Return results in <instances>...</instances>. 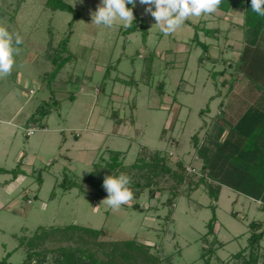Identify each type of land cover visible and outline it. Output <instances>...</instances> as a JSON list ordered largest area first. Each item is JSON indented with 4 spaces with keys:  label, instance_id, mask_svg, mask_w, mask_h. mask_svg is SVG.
<instances>
[{
    "label": "rangeland",
    "instance_id": "1",
    "mask_svg": "<svg viewBox=\"0 0 264 264\" xmlns=\"http://www.w3.org/2000/svg\"><path fill=\"white\" fill-rule=\"evenodd\" d=\"M64 1L78 17L53 11L48 0H0V26L23 41L11 74L0 79V168L16 170V177L0 174V259L13 252L9 261L24 264L28 254L39 252L42 264H91L79 249L106 261L113 243L135 240L151 246L149 255L160 264H242L234 255L247 246L249 224L264 220L261 204L209 176L207 183L221 188L218 198L206 184H197L202 160L193 138L208 147L218 137L221 114L233 103L234 92L244 89L243 80L229 92L222 84L233 79L227 65L200 62L203 50L193 42V26L184 23L165 36L139 0L133 14L148 24L146 45L139 30L128 35L120 21L111 29L92 24L100 0ZM189 19L194 25L207 20L208 29H218L214 38L200 33L212 58L237 60L245 42L244 9ZM67 38V50L61 53ZM51 100L59 106L38 123L29 122ZM109 151L124 153V167L113 173L130 177L132 193L136 182L149 186L119 209L101 203L108 196L104 177L115 176L107 174ZM155 154L165 158L157 170L132 168L138 158L153 162ZM94 170L101 193L88 182ZM182 173L183 182L175 175ZM64 179L82 183L85 191L62 190L58 185ZM174 192L179 194L170 207ZM214 218V234L209 235L207 226ZM71 225L105 233L91 238L76 232L67 240L58 232L31 242L44 228ZM215 237L222 246L208 263L203 253ZM260 249L263 264L264 240ZM117 260L115 264H126Z\"/></svg>",
    "mask_w": 264,
    "mask_h": 264
},
{
    "label": "trees",
    "instance_id": "2",
    "mask_svg": "<svg viewBox=\"0 0 264 264\" xmlns=\"http://www.w3.org/2000/svg\"><path fill=\"white\" fill-rule=\"evenodd\" d=\"M47 4L53 9V11L74 13L75 17H78L79 13L64 0H48ZM127 7L132 8V10L136 12V8L133 7V5L129 4ZM240 8L244 9V23L241 28L244 32L245 42L244 45L239 48L237 60H232L231 58L224 59L223 57V59L212 58L209 53L210 44L201 41L200 33L203 32L207 37L212 36L214 38L219 36V32L218 29H208L207 26H205L207 20H200V22L195 25L190 19L185 22L186 24L193 26L196 30L193 42L203 50L200 62L207 59L211 60L215 65L218 63L227 65L226 69H229L232 76L231 78L233 79L232 81L225 79L222 84L228 86L229 92L232 91L235 81L240 79L243 80V83L245 84V87L240 91V94H235L234 92L235 96L232 100L233 103H231V105L228 106V109L221 114L222 117L220 120L222 124L220 125V130L217 134L218 137L215 140H212L208 147H200L199 139H197L196 136L193 138L194 144L197 148L198 158L202 160V176L199 178L197 184H206L209 191L218 198L221 188H213L208 184L206 177L209 176L211 179L217 181L219 186L229 187L239 194L259 201L261 209L264 212V16H258L251 10V0H222L218 11L228 14L230 12H235ZM139 19L140 18L138 17L134 20L124 32L129 35L139 30L142 34L144 45H146L149 37L148 24L145 21L140 22ZM68 42L67 38L58 51L61 53L65 52L68 47ZM69 59L70 56H67L64 57L63 60L67 62ZM109 71L110 66H108L104 72L105 78H107ZM224 73L225 70L223 69L218 75H223ZM100 87L102 92H105L107 83L103 82ZM160 88H163L162 85L159 86L158 90ZM70 97L73 98V96ZM47 102L48 108L37 109V112L35 113L36 116L30 118L29 122L33 121L38 123L45 119L52 108H57L59 106V103L56 101L51 100L52 104H50L49 101ZM112 116H114V114H112ZM109 153L110 159L107 164V174H112L119 168L121 169L124 167V153L120 151H109ZM152 160L153 162H147L145 159L138 158L132 168L139 169L140 171H155L158 169L160 163H165V158L159 156V154H155ZM178 165L183 167L185 171L184 163L179 162ZM100 167L101 164H98V162L95 163L96 169H99ZM163 167H165V170L169 171L166 164H163ZM95 170L90 173L88 182L101 193L102 186H99L100 184L98 180H94L93 173L96 175L97 172ZM5 173H13L16 177V170L9 171L0 168V174ZM118 174L119 172L114 175L118 176ZM175 175L181 182L186 180L183 173L181 175ZM39 183H41L40 179ZM58 187L62 188L64 191L73 188L85 191L83 184L75 180L64 179ZM134 188L135 193L133 190V194L136 198H139L149 186L136 182L134 183ZM130 190L132 191L131 188ZM149 191L151 192V197H153L154 191L151 189ZM178 194V192H174V195L168 199V206L171 207L175 205L174 201ZM133 208L140 209L139 204H135ZM216 222V218L209 222L207 226L209 235L214 234ZM249 228L250 236L247 240V246L240 250V252H237V254L234 255V258L242 260V264H262L260 263L262 257L260 255V247L264 240V220L252 221L249 224ZM50 229L51 230L48 231L44 228L40 233L36 232L31 242L33 240L43 242L45 239L50 238L52 234L58 232L64 234L63 236L66 237L67 240L72 239L74 236L73 234L76 232L83 233L91 238H98L105 233L104 230H96L78 225L61 228L54 227ZM88 242L89 241L86 240V243ZM31 244L33 245V243ZM219 245L222 246L215 237L209 245L210 247L203 253V256L207 257L208 263L209 259L216 253ZM149 249H151V246L138 244L135 240L113 243L112 249L108 252V260L106 261L96 258L94 253L87 249L83 250L81 248L79 251L91 260V264H115L116 261H118V258L122 259L126 264L131 260H141L145 264H160L158 258L149 255ZM63 251H67V254H69L67 249H62V252ZM12 254L13 252H9L4 258L0 259V264H12L9 261ZM33 261H38L37 264H42V258L40 259L39 252L28 254L24 264H31ZM64 263L65 261L62 264Z\"/></svg>",
    "mask_w": 264,
    "mask_h": 264
},
{
    "label": "clouds",
    "instance_id": "3",
    "mask_svg": "<svg viewBox=\"0 0 264 264\" xmlns=\"http://www.w3.org/2000/svg\"><path fill=\"white\" fill-rule=\"evenodd\" d=\"M82 2V0H81ZM145 7V14L151 15L161 33L172 35L182 27L189 18L207 16L215 13L222 0H139ZM136 0H100L97 8L91 13V23L111 29L120 21L124 27H129L134 20L132 8ZM251 10L258 16H264V0H251ZM22 38L17 33L15 39L6 27L0 26V79L11 74L14 66V55H18ZM14 44L16 45L14 47ZM130 177L124 173L118 176H105L103 188L108 196L101 203L112 209H119L133 198L128 187Z\"/></svg>",
    "mask_w": 264,
    "mask_h": 264
},
{
    "label": "built area",
    "instance_id": "4",
    "mask_svg": "<svg viewBox=\"0 0 264 264\" xmlns=\"http://www.w3.org/2000/svg\"><path fill=\"white\" fill-rule=\"evenodd\" d=\"M30 134L29 135H31L32 133H33V130H30V132H29Z\"/></svg>",
    "mask_w": 264,
    "mask_h": 264
},
{
    "label": "crops",
    "instance_id": "5",
    "mask_svg": "<svg viewBox=\"0 0 264 264\" xmlns=\"http://www.w3.org/2000/svg\"><path fill=\"white\" fill-rule=\"evenodd\" d=\"M14 183H15V181H14Z\"/></svg>",
    "mask_w": 264,
    "mask_h": 264
}]
</instances>
